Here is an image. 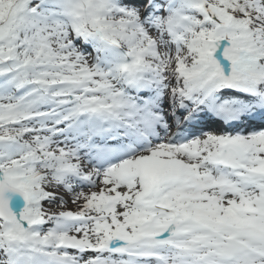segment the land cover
<instances>
[{"label":"snow or ice","instance_id":"1","mask_svg":"<svg viewBox=\"0 0 264 264\" xmlns=\"http://www.w3.org/2000/svg\"><path fill=\"white\" fill-rule=\"evenodd\" d=\"M264 0H0V264H264Z\"/></svg>","mask_w":264,"mask_h":264},{"label":"bare ground","instance_id":"2","mask_svg":"<svg viewBox=\"0 0 264 264\" xmlns=\"http://www.w3.org/2000/svg\"><path fill=\"white\" fill-rule=\"evenodd\" d=\"M250 118H252V116L245 117L244 120L242 121L243 124L241 126H235V127L237 129H240L243 131H249V130H253V129H259L262 126H264V113L257 111L251 120H250ZM254 118L256 119V121H254ZM204 123L207 126H211V127H209V129H207V131L224 132V131H226V130L228 131L230 129L229 127H227L226 125H224L223 123H221L219 121V123H221L222 127L226 128V130H219L218 129V127H219L218 121H216V119H212L211 117L206 116V115L199 117V122L196 124L204 126ZM196 124H194V125H196ZM190 128H191V132H194V133L196 132L192 129V127H189V129Z\"/></svg>","mask_w":264,"mask_h":264}]
</instances>
